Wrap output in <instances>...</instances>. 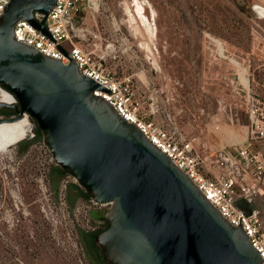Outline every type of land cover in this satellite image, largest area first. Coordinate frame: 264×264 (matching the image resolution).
I'll use <instances>...</instances> for the list:
<instances>
[{"label": "rangeland", "instance_id": "374dc122", "mask_svg": "<svg viewBox=\"0 0 264 264\" xmlns=\"http://www.w3.org/2000/svg\"><path fill=\"white\" fill-rule=\"evenodd\" d=\"M91 4L77 18L75 42L94 55L105 52L103 66L128 83L145 121L195 138L193 152L213 167L222 149L237 145L250 143L264 155V139L250 133L240 83L249 78L250 93L264 101V0ZM28 118L22 132V124L0 126V264H99L79 230L100 229L108 206L82 197L68 205L76 182L52 176L59 165ZM33 126L34 137L22 141Z\"/></svg>", "mask_w": 264, "mask_h": 264}, {"label": "water", "instance_id": "95a60500", "mask_svg": "<svg viewBox=\"0 0 264 264\" xmlns=\"http://www.w3.org/2000/svg\"><path fill=\"white\" fill-rule=\"evenodd\" d=\"M55 1L10 0L2 8L0 87L15 102L0 107L15 113L0 117V123L28 114L59 165L58 176L74 179L82 197L108 205L99 232L87 234L93 259L99 264H261L242 224L227 221L135 123L95 94L110 93L109 87L82 73L62 47L55 46L67 63L16 40L15 24L25 20L54 42L33 13L47 15ZM220 157L237 174V166ZM236 204L250 214L244 199Z\"/></svg>", "mask_w": 264, "mask_h": 264}, {"label": "built area", "instance_id": "2783aa9c", "mask_svg": "<svg viewBox=\"0 0 264 264\" xmlns=\"http://www.w3.org/2000/svg\"><path fill=\"white\" fill-rule=\"evenodd\" d=\"M8 2L10 0H0V14ZM91 2L92 0H56L47 15L34 11V18L44 23L55 39L54 42L31 27L25 20H19L15 24L14 36L17 41L31 45L41 53L67 63L69 59L55 46L62 47L76 61L82 73L92 77L106 89L109 87L110 93L97 90L95 94L103 96L120 115L129 122L135 123L177 167L190 177L227 221L234 226H238V222L242 224L250 243L263 259L261 264H264V208L254 206L257 198L264 199V155L253 150L250 143L222 149L218 153V163L215 164L219 172L217 176L215 175V179H212L202 171V166H206V159L193 152L195 138H186L184 135L175 137L160 125L145 121L128 83L122 86L103 66L106 60L105 52L99 50L94 55L93 51L86 50L75 42L77 18L86 8L92 7ZM65 43L67 44L64 45ZM246 80L247 85L243 80L240 83L245 89L247 88L245 111L251 123L250 133L256 139H264V101L250 93V80L249 78ZM129 81L130 79H127V82ZM220 154L237 166V174L225 166ZM238 198L244 199L251 205L250 214L237 206Z\"/></svg>", "mask_w": 264, "mask_h": 264}, {"label": "trees", "instance_id": "16d2710c", "mask_svg": "<svg viewBox=\"0 0 264 264\" xmlns=\"http://www.w3.org/2000/svg\"><path fill=\"white\" fill-rule=\"evenodd\" d=\"M41 134H42L41 130L38 127H36L35 137L39 138L41 136ZM52 176L60 178V176H58V167L52 169ZM52 183H53L52 187H55L56 184H54V182H52ZM78 191H83V190L77 184H69V186H68L69 195H67V197H66L69 206L74 202V200L77 197H82V195ZM72 192H74V193H72ZM82 198H84V197H82ZM99 230L100 229L87 231V232H83L82 230H79V235L82 238L83 237L85 238L88 246L90 247V249L92 251H93V249H92L90 241H89V239L87 237V234H97L99 232Z\"/></svg>", "mask_w": 264, "mask_h": 264}, {"label": "bare ground", "instance_id": "6f19581e", "mask_svg": "<svg viewBox=\"0 0 264 264\" xmlns=\"http://www.w3.org/2000/svg\"><path fill=\"white\" fill-rule=\"evenodd\" d=\"M256 10L258 11V9H261L259 7H255ZM0 101L1 102H4V103H14L15 100L14 98L11 96L10 93L6 92V91H3L2 88H0ZM12 123H17L16 125H20L22 124L23 125V128L21 130L24 131L27 127H29L30 125V120L28 118V115L27 114H24L19 120H15V121H12V122H7V121H4V122H1L0 123V126L6 124L4 127L8 130V131H11L12 129H14V124ZM25 126V127H24Z\"/></svg>", "mask_w": 264, "mask_h": 264}, {"label": "flooded vegetation", "instance_id": "af4514ba", "mask_svg": "<svg viewBox=\"0 0 264 264\" xmlns=\"http://www.w3.org/2000/svg\"><path fill=\"white\" fill-rule=\"evenodd\" d=\"M1 102V101H0ZM14 110L12 109H7V108H1L0 107V117H6V116H10V115H13V112ZM31 125V123H30ZM34 137V126H33V130L31 132V130H28L27 132L25 131L23 133V140H26V139H30ZM23 144V143H22ZM53 182V181H52Z\"/></svg>", "mask_w": 264, "mask_h": 264}, {"label": "crops", "instance_id": "0c3cea01", "mask_svg": "<svg viewBox=\"0 0 264 264\" xmlns=\"http://www.w3.org/2000/svg\"><path fill=\"white\" fill-rule=\"evenodd\" d=\"M205 168H206L207 171L210 172L212 175H216V176L218 175L219 170L216 169L215 167L210 166V165H208V164L206 163ZM254 206L264 208V207H263V206H264V199L257 198V199L255 200V202H254Z\"/></svg>", "mask_w": 264, "mask_h": 264}]
</instances>
